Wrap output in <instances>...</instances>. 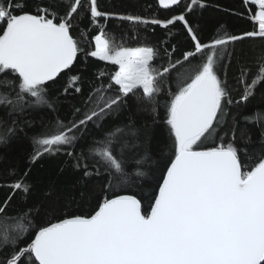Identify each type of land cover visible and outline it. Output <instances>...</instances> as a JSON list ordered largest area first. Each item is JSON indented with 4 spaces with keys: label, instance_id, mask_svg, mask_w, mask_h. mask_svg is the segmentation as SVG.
I'll use <instances>...</instances> for the list:
<instances>
[{
    "label": "snow or ice",
    "instance_id": "6c2138e0",
    "mask_svg": "<svg viewBox=\"0 0 264 264\" xmlns=\"http://www.w3.org/2000/svg\"><path fill=\"white\" fill-rule=\"evenodd\" d=\"M181 2L159 0L165 9ZM244 2L256 6L252 18L258 30L241 35L225 32L207 43L201 41L183 12L166 21L142 20L131 15L119 17L164 28L176 22L183 24L194 51L185 52L183 60L175 63L169 57V66L162 71L152 66L158 55L156 49L116 46L101 29L94 37L95 49L85 55L118 65L119 70L111 77L112 83L119 86L118 93L106 96L103 87L96 89V98L90 94L83 112L75 110L76 114L82 112L79 119L68 125L57 120L33 136L29 162L35 164L45 155L64 153L75 161L70 164L73 170L83 168V176L90 177L93 173L84 163L88 157L75 156L62 146L73 145L79 139L76 133L83 134L90 123L100 127L99 122L106 116L127 107L126 98L130 95L150 104L144 111L155 124L159 106L155 97L161 92L159 81L177 66L189 62L183 73H177L178 90L169 94L171 99L165 104L164 122L173 138L174 155L169 160L153 161L157 168L163 163L166 171L157 185L150 211H143L142 200L134 192L117 194L134 189L141 178L149 176L143 170L149 156L147 151L142 156L133 151L140 142L133 125L114 127L88 149L96 158L92 164L95 175H100L101 169L107 173L106 195L94 213L39 226L34 234L29 231L33 227L31 221L28 227L17 222L11 233L8 227H3L0 251L5 245L11 249L0 257V264H264V148L256 154L257 162L246 168L241 153L247 155L250 151L247 145L251 144V137L241 147L235 125L225 136H219L218 131L226 123L228 106L233 104L226 81L220 79L218 72L224 67V58L231 56L228 46L246 38L264 39V0ZM81 6L82 0H68L64 15L48 7L31 14L23 12V5L17 0H0V74L10 71L18 78V83L0 81L12 87L10 93L0 91V107L8 110L10 118L13 113H23L25 107L46 106L55 110L47 95V85L64 70H70L82 51L71 34V21ZM197 6H204L202 0H190L185 8L191 11ZM87 12L97 27L99 18L107 19L110 15L98 9L97 0H88ZM196 57L199 62L193 67L190 61ZM257 64V75L250 83L249 70H241L244 94L236 101L238 105L247 104L264 81V53L257 58ZM72 80L75 83L78 77ZM139 89L142 97L138 95ZM75 90L82 91L79 87ZM255 116L259 118L254 120ZM244 119L261 128L264 140V113L257 110ZM18 127L16 119H10V123L0 121V144L15 137ZM218 136V144L197 150L206 140ZM147 142L146 137L144 143ZM28 174L25 172L9 187L14 192L28 193L31 190L26 182ZM107 193H111L110 198ZM7 203L0 206V222L19 221L21 218L4 215ZM26 235L32 236L30 243L20 246Z\"/></svg>",
    "mask_w": 264,
    "mask_h": 264
},
{
    "label": "trees",
    "instance_id": "16d2710c",
    "mask_svg": "<svg viewBox=\"0 0 264 264\" xmlns=\"http://www.w3.org/2000/svg\"><path fill=\"white\" fill-rule=\"evenodd\" d=\"M17 2L23 5L22 11L26 13L36 14L38 8L48 7L64 15L68 0H17ZM202 2L204 6H197L188 11L185 5L190 3V0H182L170 10L160 9L156 0H97L98 9L110 14L107 19L99 18L97 21L99 27H97L92 24L87 12L88 0H82L81 8L71 21V34L78 41L82 51L78 53L70 70H64L54 82H48L47 85V95L55 110L46 106L25 107L23 113H13L10 118L8 110L0 107V121L10 123V119H16L19 122L17 135L10 138L7 144H0V206H4L7 201L4 215L21 218L19 221L0 222V229L8 227L11 233L17 222L28 227L31 221L33 227L29 231L34 234L39 226H46L75 215L93 214L106 195L104 186L107 183V173L101 169V174L95 175L96 168L92 167V164L96 158L89 154L88 149L94 141L101 140L110 129L127 124L133 125L138 130L140 142L133 151L138 156L144 155L147 151L149 159L144 163L143 170L148 172L149 176L141 178L134 189L117 194L134 192L137 198L142 200L143 211L145 213L150 211V204L158 190L157 185L162 180L163 172L166 171L163 163L157 168L153 161L169 160L174 155L173 138L164 122L165 104L171 99L169 94L178 90L177 73H183L189 67V62L177 66L159 81L161 92L155 97L159 101L155 124L152 116L144 111L145 108L150 107V104L144 99L137 101L130 95L126 98L127 107L114 115L106 116L99 122L100 127L90 123L83 134L76 133L79 139L73 145L62 146L67 151L74 152L75 156L88 157L84 163L88 164V171L93 173L90 177L83 176V168L78 171L73 170L70 164L75 161L64 153L45 155L35 164H30L29 156L33 150L32 137L45 131L46 126H51L57 120L68 125L69 122L79 119L90 94L93 99L96 98V89L103 87L106 96L118 93L119 87L111 81L112 75L117 71L116 65L85 55L86 52L94 50V37L100 34L101 29L116 46L129 48L150 46L156 49L158 55L152 66L158 71L169 66V57L171 62L175 63L176 60H183L185 52L194 51L193 42L180 22L164 28L151 23H133L121 20L119 17L131 15L139 16L142 20L166 21L183 12L198 37L205 43L225 32L241 35L244 32L258 30V24L252 18L257 10L255 5L246 4L244 0H202ZM17 14L20 12L18 11ZM228 48L231 56L224 58L222 61L224 67L218 72L220 79L226 81L233 104L228 106L226 123L221 125L218 131L219 136H225V133H230L235 125L237 142L241 147H245L244 141L251 137L252 142L247 145L250 151L247 155L241 153V161L247 168L257 162L256 154L264 148V140L260 136L261 128L255 122L250 123L244 119V117H252L257 110L264 113V81L256 87L254 96L247 104L238 105L236 101L244 94V84L241 83L242 68L249 70L247 77L249 83L257 75V58L264 53V39L246 38L230 44ZM198 62L199 57L190 61L193 67ZM72 77H78V81L73 83ZM4 80H16L18 83V78L10 71L0 74V81ZM77 87L82 91L76 92ZM16 90L18 91V88ZM0 91L10 93L12 87L0 83ZM138 95L142 97V89L138 90ZM77 108L82 110L80 114L75 113ZM258 118L259 116H255L254 120ZM241 133L246 135L242 137ZM219 136L208 139L197 150L218 144ZM146 137L148 142L145 144ZM133 139L129 137V140ZM25 172L29 173L26 182L31 185V190L28 193L14 192L9 185L20 180ZM107 195L111 197V193ZM25 213L28 214L26 218H24ZM31 238V235H26L20 246L30 243ZM10 249V245H5L0 251V257Z\"/></svg>",
    "mask_w": 264,
    "mask_h": 264
},
{
    "label": "water",
    "instance_id": "95a60500",
    "mask_svg": "<svg viewBox=\"0 0 264 264\" xmlns=\"http://www.w3.org/2000/svg\"><path fill=\"white\" fill-rule=\"evenodd\" d=\"M156 1L158 3L159 8L162 9V10H170V9H173V8H175L177 6V5L176 6H170L169 8L165 9L159 4V0H156Z\"/></svg>",
    "mask_w": 264,
    "mask_h": 264
},
{
    "label": "rangeland",
    "instance_id": "374dc122",
    "mask_svg": "<svg viewBox=\"0 0 264 264\" xmlns=\"http://www.w3.org/2000/svg\"><path fill=\"white\" fill-rule=\"evenodd\" d=\"M251 4V3H250ZM94 49H95V42H94ZM96 59H98V58H96ZM102 61V60H101ZM104 62H107V63H110L109 61H104ZM112 64V63H111ZM116 67H117V71L119 70V68H118V65H116ZM118 86V85H117ZM119 87V86H118ZM207 141V140H206ZM206 141L203 143V144H205L206 143ZM203 144H201V145H199V147L200 146H202ZM198 147V148H199Z\"/></svg>",
    "mask_w": 264,
    "mask_h": 264
}]
</instances>
